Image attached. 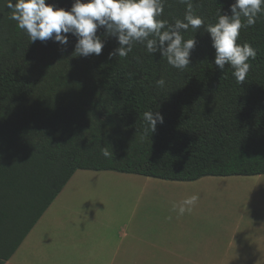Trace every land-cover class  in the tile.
Segmentation results:
<instances>
[{
  "label": "trees",
  "instance_id": "obj_1",
  "mask_svg": "<svg viewBox=\"0 0 264 264\" xmlns=\"http://www.w3.org/2000/svg\"><path fill=\"white\" fill-rule=\"evenodd\" d=\"M49 2L70 9L73 0ZM231 3L192 0L205 25ZM186 7L164 0L159 19L183 20ZM10 15L8 9V38L0 32V264L77 171L183 183L264 176V15L237 41L256 50L242 84L230 66L217 70L204 27L184 34L197 43L191 64L178 71L142 44L126 58L109 59L119 45L103 29L100 56L74 55L71 37L66 47L31 43ZM161 78L164 87L156 83ZM146 111L164 118L155 132L145 131Z\"/></svg>",
  "mask_w": 264,
  "mask_h": 264
},
{
  "label": "clouds",
  "instance_id": "obj_2",
  "mask_svg": "<svg viewBox=\"0 0 264 264\" xmlns=\"http://www.w3.org/2000/svg\"><path fill=\"white\" fill-rule=\"evenodd\" d=\"M180 3L187 6L185 16L172 24L159 19L164 12V0H73L70 9L58 7L49 0H7V8L10 19L31 43L51 40L66 47L71 37L76 41L74 55L100 56L105 42L97 33L103 29L119 45L109 53V59L126 58L135 44H142L147 53H159L178 71L191 64V54L197 43L194 38L185 39L184 34L189 29L196 31L204 27L215 52L217 70L224 72L225 66H230L233 78L242 84L256 50L248 43L237 41L242 29L255 25L258 17L264 15V0H234L223 14L220 9L214 24L207 25L203 17L194 14L192 0H180ZM156 83L159 87L165 86L163 78ZM143 118L148 125L146 133L155 132L157 123L164 122L159 112L146 111ZM102 154L110 155L107 149H102ZM197 200L198 196L194 195L183 201L179 214L190 211Z\"/></svg>",
  "mask_w": 264,
  "mask_h": 264
},
{
  "label": "crops",
  "instance_id": "obj_3",
  "mask_svg": "<svg viewBox=\"0 0 264 264\" xmlns=\"http://www.w3.org/2000/svg\"><path fill=\"white\" fill-rule=\"evenodd\" d=\"M100 173L115 172L77 171L5 264H260L264 261V257L257 255L255 250L242 249L241 244H236L238 235L243 231L242 220L226 224L214 220L213 218L217 217L208 214H198L200 219L197 218L198 215L191 214L154 215L157 219L149 220L148 214L141 212L139 200L132 206L131 213L121 217L122 223L114 216H93L89 217L88 221H78L76 226L79 230L75 232L76 235L71 233L72 237L61 235L62 232H53L64 228L63 225H58L63 223L59 220L61 215L53 214L56 213L57 207L67 210L65 202L70 198L67 194L73 182L77 178L82 182L83 178H92ZM121 175H125L124 178L130 177L129 179L133 180L131 185L143 182L148 189L156 193L161 190L159 181L162 180L131 174ZM163 182L173 187L184 184ZM80 222L114 228L116 232L98 235L88 231L83 234L79 228ZM146 232L151 234L146 236ZM225 237L232 239L227 246L229 249L223 252L214 249L217 239ZM192 246H198L194 253L190 249Z\"/></svg>",
  "mask_w": 264,
  "mask_h": 264
},
{
  "label": "rangeland",
  "instance_id": "obj_4",
  "mask_svg": "<svg viewBox=\"0 0 264 264\" xmlns=\"http://www.w3.org/2000/svg\"><path fill=\"white\" fill-rule=\"evenodd\" d=\"M7 13V3L0 0V32L3 39L9 36ZM124 177L126 176L117 173H100L92 178H83L82 182L77 178L67 194L70 197L65 202L67 210H60L57 207L56 213L53 214L61 215L59 220L63 223L58 225H63L64 228L53 232H62L61 235L72 237V234L79 230L76 226L78 221H88L89 217L93 216L96 218L114 216L121 221V217L132 212L130 210L138 200L141 201V212L144 215L148 214L149 220H156L157 217H153L154 215H180L181 203L195 195L198 196V200L190 206V211H185V215L208 214L216 216L217 218L212 217L214 220L226 224L242 220L243 231L238 235L236 244H241L242 249H253L257 255L264 257V176L204 178L174 187L159 181L161 190L158 193L148 189L143 182L131 185L133 180ZM197 218L200 219L201 216L198 215ZM79 228L83 234L90 231L105 235L115 231L114 228L95 226V223L91 222H80ZM149 234L145 233L146 236ZM231 241L229 237L217 239L213 248L223 252L229 249L227 246ZM190 249L194 253L198 246H192ZM209 250L213 251L210 248ZM260 264H264V261Z\"/></svg>",
  "mask_w": 264,
  "mask_h": 264
}]
</instances>
